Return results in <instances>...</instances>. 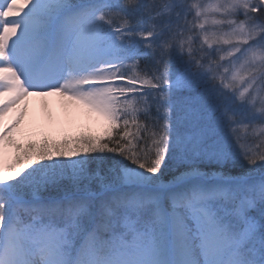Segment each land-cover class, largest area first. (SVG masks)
<instances>
[{"label":"snow or ice","instance_id":"snow-or-ice-1","mask_svg":"<svg viewBox=\"0 0 264 264\" xmlns=\"http://www.w3.org/2000/svg\"><path fill=\"white\" fill-rule=\"evenodd\" d=\"M0 264H264V0H2Z\"/></svg>","mask_w":264,"mask_h":264},{"label":"bare ground","instance_id":"bare-ground-1","mask_svg":"<svg viewBox=\"0 0 264 264\" xmlns=\"http://www.w3.org/2000/svg\"><path fill=\"white\" fill-rule=\"evenodd\" d=\"M27 109V116L17 133L20 137L30 136L39 131L54 135L72 134L83 127L99 129L104 125L103 121L90 115L86 109L62 97H30ZM11 120V117H7L4 121L5 126L9 125ZM6 159L11 160V157Z\"/></svg>","mask_w":264,"mask_h":264},{"label":"rangeland","instance_id":"rangeland-1","mask_svg":"<svg viewBox=\"0 0 264 264\" xmlns=\"http://www.w3.org/2000/svg\"><path fill=\"white\" fill-rule=\"evenodd\" d=\"M106 125L104 124L99 129H92L88 127H83L75 133L72 134H45L41 131L32 134L30 136L20 137L17 134V141L21 144L27 145L28 143H35L37 145L42 144L45 140H48L51 143H59L63 140H72L81 135H94V136H103L105 132Z\"/></svg>","mask_w":264,"mask_h":264}]
</instances>
